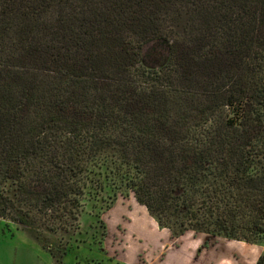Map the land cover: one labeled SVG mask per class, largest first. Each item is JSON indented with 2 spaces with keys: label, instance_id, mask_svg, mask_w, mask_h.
<instances>
[{
  "label": "trees",
  "instance_id": "obj_1",
  "mask_svg": "<svg viewBox=\"0 0 264 264\" xmlns=\"http://www.w3.org/2000/svg\"><path fill=\"white\" fill-rule=\"evenodd\" d=\"M108 186L173 236L264 243V0H0V220L64 264L43 236Z\"/></svg>",
  "mask_w": 264,
  "mask_h": 264
},
{
  "label": "rangeland",
  "instance_id": "obj_2",
  "mask_svg": "<svg viewBox=\"0 0 264 264\" xmlns=\"http://www.w3.org/2000/svg\"><path fill=\"white\" fill-rule=\"evenodd\" d=\"M142 56L146 68L163 66L169 57L167 42L145 44ZM106 182L111 183L109 176ZM79 221L78 231L64 235L47 232L43 236V241L50 239L53 248L69 243L70 253L67 252L64 264H76L74 256L83 244L99 248L100 253L96 252L89 264H256L264 252V243L247 244L194 232L173 236L158 226L133 194L122 195L111 186L101 193H95V189L88 192ZM56 262L22 226L0 220V264Z\"/></svg>",
  "mask_w": 264,
  "mask_h": 264
}]
</instances>
